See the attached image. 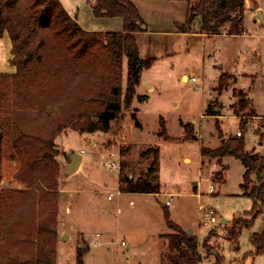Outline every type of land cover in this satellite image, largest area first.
I'll list each match as a JSON object with an SVG mask.
<instances>
[{"label":"rangeland","instance_id":"374dc122","mask_svg":"<svg viewBox=\"0 0 264 264\" xmlns=\"http://www.w3.org/2000/svg\"><path fill=\"white\" fill-rule=\"evenodd\" d=\"M59 1L85 32L121 31L119 19L93 17L89 5L93 0ZM131 2L147 29L137 36L141 58L156 59L151 69L141 74L136 89V95L147 96V100L132 104L142 129L135 127L129 112L106 134L65 131L55 139L60 170L55 264H76L79 250H86L83 264H164L168 252L164 236L171 231L165 225L163 209L170 198V221L196 238L198 264H217L218 257L222 264H264V254L250 256V239L262 233L264 213L250 228L240 231L237 250L225 240L224 227H230L234 218L248 220L253 209V202L240 189L244 168L232 158L202 160L199 156L201 145L210 150L219 147V132L229 138L237 131L242 133L246 152L264 156V119L258 117L264 116V0H245L241 36L212 38L197 35L199 18L192 37L177 34L174 24H183L187 16L183 2ZM245 5L250 10H245ZM227 30L225 26L221 33ZM2 39L0 74H13L11 44L6 35ZM182 74L188 77L183 82ZM221 75L234 76L237 81L230 80L219 95L216 90ZM148 86L154 88L153 93L148 92ZM234 90L244 94L248 102L247 111L239 116L231 109L238 102ZM209 107L211 111L219 109L222 117H207ZM159 117L165 120L167 134L173 139L161 148L159 164L150 173L152 155L144 158L142 154L158 150L161 139L154 133L159 132ZM191 121L196 138H200L198 143L177 139L182 135L179 123ZM70 154L80 155L82 163L78 173L68 176L64 165L65 156ZM185 156L190 163L183 162ZM108 160L117 166L114 173L105 169ZM2 171L1 187L16 188L17 164L5 161ZM218 173L221 175L215 180ZM129 175L133 182L140 179L159 185V194L120 193L119 180ZM207 209L214 210L216 224L201 222L202 210Z\"/></svg>","mask_w":264,"mask_h":264},{"label":"trees","instance_id":"16d2710c","mask_svg":"<svg viewBox=\"0 0 264 264\" xmlns=\"http://www.w3.org/2000/svg\"><path fill=\"white\" fill-rule=\"evenodd\" d=\"M164 1L186 4L185 22L174 24L177 33H191L199 18L200 33L209 37L220 35L225 26L228 36L243 34L245 0ZM89 5L96 19H119L121 31L85 32L59 0H0V40L5 35L9 39V65L15 70L0 74V264H55L60 170L54 141L61 133L106 134L129 112L139 127L132 104L147 99L137 96L136 89L141 74L156 61L140 55L137 35L147 29L131 0H93ZM231 79L220 76L219 95ZM233 94L238 102L231 109L239 116L247 111L248 102L244 94ZM210 115L209 107L206 116ZM181 128L183 142L197 141L192 124L181 123ZM157 137L172 141L164 123ZM218 139V148L200 149L201 159L239 161L244 168L240 189L253 202L248 220L234 218L230 227H224L225 240L237 250L240 231L264 213V156L245 151L242 133L225 139L219 132ZM149 155L151 173L158 166L159 152L148 150L142 157ZM5 161L17 164L16 188L1 187ZM118 189L122 194H159V185L127 177L119 180ZM163 217L171 231L164 236L168 243L164 264H198L196 238L170 221L166 205ZM262 221V233L250 239V256L264 254V217ZM85 253L77 252L76 264H83ZM221 261L218 257L217 264Z\"/></svg>","mask_w":264,"mask_h":264},{"label":"crops","instance_id":"0c3cea01","mask_svg":"<svg viewBox=\"0 0 264 264\" xmlns=\"http://www.w3.org/2000/svg\"><path fill=\"white\" fill-rule=\"evenodd\" d=\"M256 1V3H257V0H255ZM60 2V1H59ZM60 4H61V2H60ZM186 5V4H185ZM61 6H62V4H61ZM63 7V6H62ZM63 9H64V7H63ZM250 10V8H249V6H246L245 5V10ZM65 10V9H64ZM258 10H260V8H258ZM256 12H259V11H256ZM256 12H254V13H256ZM67 14L72 18V15L69 13V12H67ZM73 19V18H72ZM145 28V27H144ZM143 28V29H144ZM200 28V27H199ZM226 29V28H225ZM118 32H120V31H118ZM141 35L143 34V33H140ZM140 34H138L137 36H139ZM178 35H182V36H184V37H192V35L193 34H196L195 33V30H194V28H193V31L191 32V33H189V34H180V33H177ZM199 34V36L201 37V38H212V37H214V36H211V37H209V36H207V35H204V34H201L200 33V31L198 30L197 31V35ZM225 37V36H228L227 35V32H222L220 35H218V37ZM241 36V35H240ZM228 37H231V36H228ZM236 37H238V36H236ZM2 40H4V39H2ZM2 40H0V41H2ZM243 76H245V75H240V77H243ZM184 77H186L187 79H188V77L185 75V74H182L181 75V81L183 82V78ZM231 81H233V82H235V81H237V79L234 77V76H231ZM188 81V80H187ZM145 84L146 85H148V83L147 82H145ZM234 91H236V90H234ZM233 91V92H234ZM148 92H150V93H153L154 92V88L152 87V86H148ZM238 92V91H237ZM142 96V95H141ZM146 98H147V96H145ZM147 100V99H146ZM143 103V102H142ZM137 110V109H136ZM212 112V115H210V116H207V117H209V118H214V119H218V118H221L222 116L220 115V110L219 109H216V108H214L213 109V111H211ZM137 113V112H136ZM259 118H262V119H264V116H258ZM136 118H137V116H136ZM138 120V119H137ZM138 123H139V126H140V129L139 130H141L142 129V126H141V124H140V122H139V120H138ZM160 123H164V126H165V120L162 118V117H159L158 118V125H160ZM181 123L182 122H180L179 123V127H180V129H181V132H182V128H181ZM182 124H184V123H182ZM190 124H194V121H191V123ZM166 128V127H165ZM159 130V129H158ZM167 132V131H166ZM238 132V131H237ZM236 132V133H237ZM240 132V131H239ZM157 133L158 132H156V133H154V136L156 137V139H158V137H157ZM236 133H235V135H234V137H236ZM241 133V132H240ZM167 136L170 138V139H173L172 137H170L168 134H167ZM234 137H232V138H234ZM181 138H183V132H182V135L179 137V138H177V139H181ZM198 139H199V141H200V138L199 137H197ZM230 138V137H229ZM175 139V138H174ZM225 139H227V138H225ZM137 141H138V139H137ZM158 141V140H157ZM197 143H198V141H196ZM91 143V142H90ZM170 143H172V142H163L162 140L159 142V147L157 146V149H158V152H159V159L161 158V155H162V152H161V148H163L166 144H170ZM201 148H204L203 147V145H201L200 146V148H199V156H200V149ZM200 159H201V157H200ZM186 160H188L189 161V163H190V159L187 157V156H185L184 158H183V162H185ZM81 163H82V158H81ZM81 163H80V166H81ZM202 160H201V165H202ZM158 164H159V160H158ZM185 164V163H184ZM187 165V164H186ZM65 166V165H64ZM80 166H79V168H78V170L74 173V175L76 174V173H78V171L80 170ZM128 179L129 180H133V177L132 176H128ZM159 188H160V186H159ZM66 214H68L69 213V210H66V212H65ZM62 239H63V234H62ZM61 239V240H62Z\"/></svg>","mask_w":264,"mask_h":264},{"label":"built area","instance_id":"2783aa9c","mask_svg":"<svg viewBox=\"0 0 264 264\" xmlns=\"http://www.w3.org/2000/svg\"><path fill=\"white\" fill-rule=\"evenodd\" d=\"M190 81L192 83H195V79L194 78H191ZM240 134H241L240 132H237L236 133V137H240ZM104 165H105V169L108 170L109 172L114 173L116 171V167L117 166L113 162L108 160V161L105 162ZM211 189H213V188H211ZM109 199L110 198H108V200ZM170 201H171V198L169 199L168 202H166V206H169ZM202 213H203V219H202L201 222L203 224H205V225H214V224H216L215 212H214L213 209L202 210ZM121 245H123V243Z\"/></svg>","mask_w":264,"mask_h":264},{"label":"water","instance_id":"95a60500","mask_svg":"<svg viewBox=\"0 0 264 264\" xmlns=\"http://www.w3.org/2000/svg\"><path fill=\"white\" fill-rule=\"evenodd\" d=\"M258 17H260V12H258ZM142 28H144L142 26ZM81 163V156L78 154H70L68 156H65V174L68 176L73 175L79 168ZM225 221L223 220L222 223ZM188 235H191V232L188 233Z\"/></svg>","mask_w":264,"mask_h":264}]
</instances>
